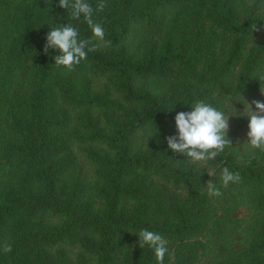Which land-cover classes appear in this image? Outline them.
Listing matches in <instances>:
<instances>
[{"label":"trees","instance_id":"obj_1","mask_svg":"<svg viewBox=\"0 0 264 264\" xmlns=\"http://www.w3.org/2000/svg\"><path fill=\"white\" fill-rule=\"evenodd\" d=\"M87 2L103 42L59 0H0V264H158L143 229L168 241L164 264H264V152L232 145L210 176L166 139L196 101L264 88V0ZM67 24L96 46L73 71L44 51ZM225 167L240 181L223 187ZM245 203L259 218L242 226Z\"/></svg>","mask_w":264,"mask_h":264},{"label":"clouds","instance_id":"obj_2","mask_svg":"<svg viewBox=\"0 0 264 264\" xmlns=\"http://www.w3.org/2000/svg\"><path fill=\"white\" fill-rule=\"evenodd\" d=\"M59 6L67 10L71 9L74 19L83 16L84 20L91 27L93 36L104 41L105 32L103 27L93 21V7L87 0H59ZM105 7L103 0L97 5V10L102 11ZM47 43L44 51L50 48L57 49L61 55L56 56L55 66H63L69 71L75 70L82 60L87 58L88 51L95 50V45L91 40L80 39L79 32L72 25L67 24L63 27L52 28L47 34ZM110 43V42H108ZM89 45H92L89 47ZM264 93V91H261ZM249 104V103H248ZM252 104L255 105L253 109ZM251 112L246 115L249 118V138L248 144L253 149L264 152V102L253 101ZM192 111L179 112L175 116L177 135L167 137L168 148L173 152L185 155L193 163L207 164L208 161L216 159L226 148L231 147L232 143L228 137L229 117L216 107L196 101L192 106ZM210 176L215 173L208 171ZM221 180L223 187H228L230 183L240 181L239 173L231 172L227 167L223 168ZM210 197H220L223 193L216 187L214 182L207 184ZM139 245L144 248L147 245L155 252L158 264H164L165 256L168 254V241L160 234L143 229L139 232ZM4 253H10L12 248L5 244Z\"/></svg>","mask_w":264,"mask_h":264},{"label":"rangeland","instance_id":"obj_3","mask_svg":"<svg viewBox=\"0 0 264 264\" xmlns=\"http://www.w3.org/2000/svg\"><path fill=\"white\" fill-rule=\"evenodd\" d=\"M191 20V13H187L185 15L184 23L180 25V28L189 29L188 25H190ZM192 24V22H191ZM187 31V30H186ZM162 92L166 95L173 96V93L176 95L182 94V83L178 77L173 78L165 85L162 86ZM264 88L259 90H252L247 91L246 93L242 94H218L214 93L215 99H217V105L215 106L218 110H221L225 113L226 116L229 117V132L228 137L231 140L233 147L237 150H240L241 154H254L257 152L258 149H253L247 142L249 140L247 133L249 131V118L246 116L251 112V106L253 101H261L264 102ZM249 103V104H248ZM253 109H255V105L252 104ZM100 112L98 114V121L100 119ZM115 117H119L118 114L114 113ZM122 122V119H120ZM166 132L160 133L159 141L163 142V138ZM73 152L76 154L78 158H80L81 163H85V155L86 151L83 146L75 145L73 147ZM196 167L203 171H213L211 163L208 161L206 165L201 163H193ZM88 168V167H87ZM214 180V178H213ZM212 180V182H213ZM175 193V191H174ZM178 196H183L186 192L181 190H176ZM263 194H264V187H263ZM247 203V202H246ZM242 205L238 210L239 216L242 220V226L250 224L255 217L257 216L258 208H254V206L250 205ZM257 205V201L254 203ZM216 205V203H215ZM259 218V216H257ZM252 224V223H251ZM30 264H33L31 262ZM206 264V263H205Z\"/></svg>","mask_w":264,"mask_h":264}]
</instances>
